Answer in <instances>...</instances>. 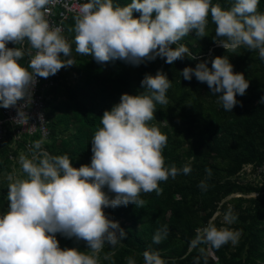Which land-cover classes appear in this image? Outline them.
I'll use <instances>...</instances> for the list:
<instances>
[{"label":"clouds","instance_id":"1","mask_svg":"<svg viewBox=\"0 0 264 264\" xmlns=\"http://www.w3.org/2000/svg\"><path fill=\"white\" fill-rule=\"evenodd\" d=\"M58 2L0 0V107H13L18 101L26 107L37 76L47 78L77 63L62 28L51 25L47 18L49 6ZM258 6L259 0H234L228 8L213 4L212 0H131L125 6H114L113 0H85L74 16L75 52L90 55L97 63L119 59L134 66L158 56L168 64L185 55L195 59L179 41L193 30L197 38L208 35L210 13L216 26L214 39L225 50L236 53L247 48L258 51L264 60V12L258 11ZM134 10L140 13L138 17L133 16ZM8 42L20 47H6ZM25 55L29 56L27 66L20 63ZM232 69L227 56H217L212 59L211 69L201 61L194 68L185 67L181 74L185 80L194 75L199 82H206L218 97L217 102L231 112L239 103L236 95L243 96L249 87L244 75ZM141 86L142 93H124L118 104L104 111L102 127L91 139L90 165L73 167L67 154L52 155L44 150L43 139L29 146L30 156L20 155L25 178L9 177V210L0 216V264L111 261V250L121 244L126 232L103 209L129 203L143 207L141 193L159 195L160 182L191 173L190 164L165 167L162 153L168 137L149 124L158 104L169 105L166 93L171 81L157 71L155 75L146 74ZM260 102L264 103V97ZM17 116V120L27 123L22 108L17 109ZM206 172L210 177L211 170ZM198 186L206 190V180ZM105 187L114 193L113 197L103 190ZM236 220L231 208L224 212L225 225ZM56 233L85 241L89 250L61 249ZM241 234L209 223L197 230L190 246H235ZM168 235L169 227L163 225L154 232L152 242L159 244ZM105 241L110 251H104ZM127 264L137 262L129 256ZM143 264H165V260L159 251L148 249L143 252Z\"/></svg>","mask_w":264,"mask_h":264},{"label":"trees","instance_id":"2","mask_svg":"<svg viewBox=\"0 0 264 264\" xmlns=\"http://www.w3.org/2000/svg\"><path fill=\"white\" fill-rule=\"evenodd\" d=\"M233 2L212 0L213 4L223 8L230 7ZM130 3L131 0H113L114 6ZM258 11L264 12V0H259ZM139 15L133 11L134 17ZM73 27L74 17L70 16L62 35L72 44V55L77 63L61 68L65 70L60 73L61 81L49 90L51 95L46 102V116L50 135L44 143L46 150L52 155L67 154L73 167L90 165L91 139L102 127L104 111L118 104L124 93H142L141 80L145 75L161 71L171 81L166 93L169 105L158 104L154 120L149 124L158 127L168 137L162 153L165 167L175 165L182 168L190 164L192 169L188 175L181 173L175 179L169 177L167 181L160 182L162 192L159 195L155 192L141 193L145 200L143 207L129 203L103 209L109 219L118 222L125 230L126 238L114 250L109 249L105 241L104 251L111 250L114 255L111 261L102 260L101 264H127L129 256L137 264H143V252L148 249L159 251L165 264H264V179L261 185H244L235 179L244 164L257 165L264 161V103L260 102L264 97V60L259 58L258 51L241 48L239 52L230 53L217 45L218 40L214 39L216 26L209 13L208 35L197 38L193 30L179 41L189 48L195 59L185 55L168 64L165 58L158 56L136 66L119 59L97 63L90 55L76 54ZM16 46L11 42L6 44L9 48ZM217 56H227L233 72L242 73L249 82L245 94L236 95L239 103L231 112L225 111L217 102L218 97L211 93L206 82H199L194 75L191 80H185L181 74L185 67L194 68L201 61L207 62L211 69L212 59ZM20 63L25 64V57ZM73 73L76 76L70 79ZM58 139L60 144H57ZM10 144L9 136L0 142V173L10 171V163L14 159H10L9 154L11 152L16 158L22 147L19 144L12 150ZM23 153L29 156L26 151ZM207 169L211 170L210 177ZM21 178H25L22 169ZM202 180H206V190L198 186ZM103 190L110 198L114 196L107 187ZM252 191L258 194L249 200L253 203L250 214L242 216L231 208L237 218L249 221L238 227L243 231V237L229 258L225 257L227 244L219 249L202 244L200 248L188 250L196 229L207 224L220 201L235 192ZM243 201L245 199L239 196L231 197L222 203L221 208L227 211L229 202L239 208ZM8 210L9 200L1 195L0 216ZM163 225L169 227V235L166 240L154 244L153 234ZM56 239L61 249L89 250L85 241L75 237L56 236ZM208 246L218 261L207 254Z\"/></svg>","mask_w":264,"mask_h":264},{"label":"built area","instance_id":"3","mask_svg":"<svg viewBox=\"0 0 264 264\" xmlns=\"http://www.w3.org/2000/svg\"><path fill=\"white\" fill-rule=\"evenodd\" d=\"M84 2L85 0H59L58 3L50 5V14L47 16L50 24L61 27L62 32H64L65 22L70 16L74 17L76 15L79 5ZM217 45H220L219 42ZM16 47H20V45ZM24 47L26 49L30 47L27 41H25ZM32 51L34 52V50ZM61 55L63 58V54ZM28 62L29 56L25 55L24 66H27ZM60 72L59 70L55 75H50L47 78L36 77V83L31 93V102L26 107H23V101H18L17 105L13 107H0V142L9 136V138H11L10 146L12 150H15L18 148V145L21 144L22 147L19 148V152L26 151L30 156L29 146L34 141L43 139L45 143L48 140L50 128L46 116V102L51 95L49 90L57 86L61 81ZM18 108H22L25 112L27 116L26 124H24L22 120H17ZM43 149L46 150L44 144ZM9 157L12 160L14 159V155L11 152ZM247 174L251 178L252 185H261L264 179V161L257 165L253 163L244 164L238 176L242 178L246 177ZM237 182L239 181L237 180Z\"/></svg>","mask_w":264,"mask_h":264},{"label":"rangeland","instance_id":"4","mask_svg":"<svg viewBox=\"0 0 264 264\" xmlns=\"http://www.w3.org/2000/svg\"><path fill=\"white\" fill-rule=\"evenodd\" d=\"M60 71H61L60 72L61 74H63L65 72L64 69H60ZM74 76H76V75L73 73V75H71V77L69 76V78L72 79ZM164 122H166V120H164ZM60 142L61 141L58 139L57 144H60ZM21 154H24V153L19 152V154L16 156V158H14V161L10 163V171L3 170L0 173V196L1 195L4 196L5 199L8 198L9 185H10V183H12V180H10L9 177H12L13 180L16 178H21V166L19 163V157ZM235 179H237L241 184H244V185L245 184H251V178L248 174L246 175V177H242V178H239V176L237 175V177L235 176ZM257 194H258L257 192L252 191V192H248V193L235 192V193L228 195L222 201L219 202L218 206L215 208L211 218L208 220V222L205 226H207L209 223H214L218 228L222 227V226L223 227H229L232 230L241 232L242 234H241L239 242H238V244H239L242 240V237H243V231L240 230L238 227L244 226L245 224H247L249 219L241 220L240 218H237L235 223H233L231 225H225L223 223V214H224L225 210L223 208H221V205L223 202L228 201L231 197L239 196L241 198H244L245 201H243L241 203L239 208L233 207V204L230 202L227 203V207L233 208L235 213H238V214H241L242 216H245V215L250 214L249 212H251V210L253 208V203H249V200L254 199L257 196ZM216 223H218V224H216ZM202 228L203 227L198 228V229H202ZM198 229H196V231ZM55 236H64V235H62L61 233H56ZM238 244L233 246L231 243H228L227 246L224 247V249H227L226 256H225L226 258H229L230 252H233L234 248ZM200 247H201V245L198 246V248H200ZM191 248L192 247L190 246L188 248V250H191ZM206 252L209 256H211L213 258V260L218 261V257L214 254L211 247L208 246L206 249ZM194 260L198 261V258L194 257ZM218 263H220V261ZM258 264H261V263H258Z\"/></svg>","mask_w":264,"mask_h":264}]
</instances>
